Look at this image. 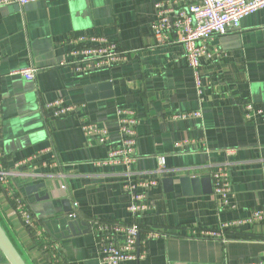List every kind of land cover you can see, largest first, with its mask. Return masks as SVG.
Here are the masks:
<instances>
[{
    "label": "crops",
    "instance_id": "1",
    "mask_svg": "<svg viewBox=\"0 0 264 264\" xmlns=\"http://www.w3.org/2000/svg\"><path fill=\"white\" fill-rule=\"evenodd\" d=\"M169 1L177 9L198 2L53 0L0 8L2 165L12 172L10 183L23 196L37 229L27 230L10 217L11 204L1 186L0 218L27 264H50L37 243L38 232L58 243L63 264H99L89 231L69 235L72 220L63 199L79 224L88 219L136 222L169 234L147 242L146 258L125 264L264 261V222L238 224L264 208V8L244 17L238 31L208 42L199 95L181 45L156 46L151 32L154 4ZM81 36L115 43L128 53L126 62L86 75L61 66L71 40ZM26 68L38 71L34 79L17 73ZM56 99L77 109L56 120L44 109ZM246 101L261 112L252 122L243 117ZM123 110L133 111L138 120V160L131 173L95 164L107 157L109 145L87 140L80 129L83 122L96 123L116 142L117 113ZM194 112L201 116L174 118ZM53 156L56 167L49 166ZM31 157L29 164L16 167ZM159 157H164L163 167ZM220 164L227 166L231 181L227 206L213 193L183 195L182 177L211 178ZM147 178L158 182L139 189L149 210L134 220L126 186ZM169 178L171 192L163 185ZM40 184L45 186L36 194L26 192Z\"/></svg>",
    "mask_w": 264,
    "mask_h": 264
},
{
    "label": "built area",
    "instance_id": "2",
    "mask_svg": "<svg viewBox=\"0 0 264 264\" xmlns=\"http://www.w3.org/2000/svg\"><path fill=\"white\" fill-rule=\"evenodd\" d=\"M53 0H0V8L16 5L24 8L32 4L48 3ZM264 8V0H198L184 8H175L173 2H158L154 4L155 19L151 24L156 46L177 43L181 45L188 68L194 78L196 92H202L203 80L200 74V64L202 58L207 55L208 42L226 35L229 32L238 31L240 22L257 10ZM73 47L68 52V60L61 63V66L70 68L73 73L86 75L93 71L108 70L117 65L123 64L127 60L128 53L121 51L119 47L105 39L104 37H77L70 42ZM38 71L34 68H26L18 71L26 80L34 79ZM2 75L0 74V83ZM243 117L247 122H252L260 115L251 101L243 103ZM1 107V91H0ZM44 109L54 119H62L72 114L77 109L76 106L67 105L62 99H56L44 105ZM199 112L184 113L175 115L174 118L186 119L189 117H200ZM137 117L131 110L118 111L117 124L119 139L110 142L109 132L105 127L96 123L83 122L80 129L85 138L89 141L108 144L109 151L107 157L98 161L97 165L121 166L127 173H131L137 160ZM0 140H1V114H0ZM178 146V144H177ZM33 157L26 159L16 167L29 164ZM3 159L0 152V186L3 187L7 200L11 204L10 217L14 221H19L27 229H33L36 220L27 208L26 203L15 187L10 183L11 171L6 170L2 165ZM164 157L158 158L159 167L164 166ZM47 165V163L45 164ZM49 166L56 167L55 156L50 160ZM212 193L219 198L223 206H227V198L230 194L231 181L229 170L226 165H218L211 173ZM157 179L147 178L136 183H128L126 188L131 191V200L127 207L132 219L144 215L149 210V205L139 189H147L157 185ZM65 190V186H61ZM76 208V204H73ZM233 208V207H232ZM70 219H75L77 214L69 213ZM89 233L93 237L94 246L97 251L99 264H125L127 262H139L146 258L147 242L149 240L166 238L169 234L162 230H143L136 222L120 223L113 221H103L99 219H89ZM264 222V208L255 209L251 216L243 224H258ZM218 234V235H217ZM220 233H214L218 236ZM36 239L41 241L43 250L49 256L50 264H63L59 246L56 242L44 239L39 232ZM251 264H264V261Z\"/></svg>",
    "mask_w": 264,
    "mask_h": 264
},
{
    "label": "water",
    "instance_id": "3",
    "mask_svg": "<svg viewBox=\"0 0 264 264\" xmlns=\"http://www.w3.org/2000/svg\"><path fill=\"white\" fill-rule=\"evenodd\" d=\"M9 7H15L19 9L18 6L13 5ZM25 8V7H24ZM180 185L182 189V193L185 196L190 195H207L212 193V181L210 178H199V177H182L180 180ZM163 185L167 192H171L173 187L172 179H164ZM45 185H35L29 186L26 188L27 193H37V189L44 188ZM37 197V195H36ZM49 196H45V199H48ZM63 205V210L66 212V215L70 212V202L67 199H63L61 201ZM80 226L84 227V231H80ZM67 230L69 231V235H75L76 231L80 232H88V224L86 222L78 223L77 220H72L67 223ZM0 253L8 262V264H27L7 233L5 232L3 226L0 223Z\"/></svg>",
    "mask_w": 264,
    "mask_h": 264
},
{
    "label": "rangeland",
    "instance_id": "4",
    "mask_svg": "<svg viewBox=\"0 0 264 264\" xmlns=\"http://www.w3.org/2000/svg\"><path fill=\"white\" fill-rule=\"evenodd\" d=\"M31 158H32V157H31ZM97 163H98V161L95 162V164H97ZM128 185H129V184H127V186H128ZM71 212H72V211H71ZM71 212H70V213H71ZM68 215H69V213H68L66 216L68 217ZM33 218H34V217H33ZM76 218H77V217H76ZM34 219H35V218H34ZM68 219H70V218L68 217ZM0 220H1V222H2V219H1V218H0ZM70 220H75V219H70ZM88 220H89V219H88ZM85 221H87V220H85ZM85 221H84V222H85ZM1 224H2V223H1ZM2 226H3V228H5V227H4V224H2ZM36 227H37V224L35 223L34 226H33V229H35ZM36 229H37V228H36ZM144 230H149V229H148V228H144ZM48 240H51V239H48ZM51 241H54V240H51ZM54 242H56V241H54ZM56 244L58 245L57 242H56Z\"/></svg>",
    "mask_w": 264,
    "mask_h": 264
},
{
    "label": "trees",
    "instance_id": "5",
    "mask_svg": "<svg viewBox=\"0 0 264 264\" xmlns=\"http://www.w3.org/2000/svg\"><path fill=\"white\" fill-rule=\"evenodd\" d=\"M0 223H1V221H0ZM1 225H2V224H1ZM139 226H140V225H139ZM140 227H141L143 230H144V228H145V227H142V226H140ZM4 230H5V228H4ZM11 241H12V240H11ZM12 242H13V241H12ZM37 243L39 244L40 242H37ZM0 254H1V253H0ZM1 255H2V254H1ZM1 259H2V261H5V262H4L5 264H8V262L5 260V258H4L3 256H2Z\"/></svg>",
    "mask_w": 264,
    "mask_h": 264
}]
</instances>
